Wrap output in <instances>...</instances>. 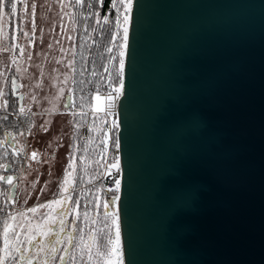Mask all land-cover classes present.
I'll use <instances>...</instances> for the list:
<instances>
[{"label": "water", "instance_id": "1", "mask_svg": "<svg viewBox=\"0 0 264 264\" xmlns=\"http://www.w3.org/2000/svg\"><path fill=\"white\" fill-rule=\"evenodd\" d=\"M121 81L124 264H264V0H132Z\"/></svg>", "mask_w": 264, "mask_h": 264}, {"label": "rangeland", "instance_id": "2", "mask_svg": "<svg viewBox=\"0 0 264 264\" xmlns=\"http://www.w3.org/2000/svg\"><path fill=\"white\" fill-rule=\"evenodd\" d=\"M84 2L85 0H12L11 2L0 0L2 5L0 6V109L9 108V96H12L11 82L13 78H17L21 87L20 92L25 96L23 109L28 113L29 130V137L25 139L28 144L27 160L23 157L14 160L20 174L17 201L8 212L11 217L8 225L3 232L0 231L7 239L8 251L13 246V241L16 243L21 241L22 234L19 233L29 224V216H26V213L21 215L20 210L35 203L49 201L59 192H67L68 185L73 183L75 173L73 146L78 127L75 126L77 122L73 124L74 116L65 109L64 104L66 95L74 91L77 54L87 30L86 22L92 17L94 6L100 4L101 0H89L87 6H84ZM12 4L15 5L14 13L10 6ZM123 4L124 8L121 10L118 2L120 14L119 20L115 17L116 44L115 42L113 44V54L117 52L116 45H120L119 50L125 53L126 39L122 37L127 38L132 0H123ZM125 16L128 22L120 23ZM94 18L95 28L98 24L99 29L100 17L97 14ZM107 21L109 22V18ZM102 24H106L104 20ZM125 28H127L126 33ZM116 29L120 35H116ZM118 57L112 58V61ZM122 59L124 60V55ZM121 68L119 75L122 79L123 65L119 63V70ZM121 79L117 86L121 84ZM87 116L86 123L90 125L88 130L92 128L91 131L95 130L97 135H93V141L87 136V139L84 138L88 143L83 145L84 154L79 166L82 173L89 177L92 172L89 168L94 163L101 165L102 161L103 165L105 131L103 134L101 127L103 117L100 119L95 118L94 115ZM90 148L94 149L92 157ZM6 152L0 146V178L5 176L4 169L9 163L5 160ZM33 153L36 155L33 156ZM69 162L73 165L72 168H68ZM65 172L68 173L66 177ZM8 198L9 189L0 179V202L8 201ZM112 208L114 215L110 219L111 239L108 241L109 248L106 252L104 253L97 243L96 233L92 246L88 242L90 233L85 234L82 239L83 245L78 250L80 257L87 255L86 258L92 264H124L119 223L115 211L116 203ZM5 218H9L7 211ZM44 229V227L39 228L43 231ZM30 233L27 235V240L30 238ZM0 236L3 240L2 234ZM76 254L78 253L75 252L74 256ZM75 261L74 257L73 262Z\"/></svg>", "mask_w": 264, "mask_h": 264}, {"label": "trees", "instance_id": "3", "mask_svg": "<svg viewBox=\"0 0 264 264\" xmlns=\"http://www.w3.org/2000/svg\"><path fill=\"white\" fill-rule=\"evenodd\" d=\"M12 0H9L11 2ZM89 0H85V5L87 6V3ZM119 2V8L123 10L124 4H121V0H118ZM111 3V0H101V7L100 4H96L94 8L92 9V17L86 22L87 23V30L83 36V41L82 44L79 48V52L77 54V60H76V75H75V80H74V92H75V102L74 105L76 107V112L73 114L74 120L73 124L77 122L75 125L78 127L77 131L78 134L75 137L74 141V146L73 148L75 149L74 153V162H75V179H74V186L75 188H79L81 186H86V189H93L91 192L93 194L91 198V203H92V212H97L98 215L93 219L91 217L92 212H90L86 217H87V224H88V231H94L96 232L97 235V243L101 246L102 251L105 253L106 250L109 248V240H107L103 245L101 244L100 237L101 235L105 234L106 232L110 233V228H111V220L109 223H105V215H104V208L103 204L106 202V200L111 199L113 196L117 197V194L115 193H110L107 192L106 190L101 188L100 183H97L98 185H92L102 175L103 171V165L101 161L100 163H94L90 168L89 171H92L90 176H86V174L82 173V169L79 166L80 159L83 157L84 150H83V145H85L86 142L85 140L90 138V141H93V135H97L95 130H92V128H89L87 130V138L83 139L81 137V129L85 125H88L86 122H88V116L91 115L89 111L91 110L92 106V94L95 91V88H93L95 85H100L101 82H103L104 78L106 77L108 70L110 68V64L112 61V56L114 53V39H115V16L113 14L109 15V22H107L105 25L102 24V18L103 15L106 11V8L108 5ZM99 15L100 17V26L98 29V24L97 28H95V15ZM102 16V18H101ZM97 32V34H96ZM112 49V53H109L108 49ZM119 60L120 58L118 57L115 60V64L113 66V70H119ZM121 79V76L117 72L113 71V81L114 84L117 85ZM9 109L13 110L14 112H19L21 111L19 108L18 100L14 98V96H9ZM95 118H102L103 116L100 117V115H95ZM28 122H30L28 120ZM101 125L102 127V133L104 134L106 125H107V119L103 117L101 119ZM1 124V123H0ZM1 126V125H0ZM2 127V126H1ZM0 127V134L1 135H10L11 132L17 131V125H15L14 122L7 120L4 122V127ZM102 134V135H103ZM102 139V136H101ZM4 150L5 148L1 146ZM91 157L93 156L94 149L90 148L89 149ZM7 162H14L13 159L11 158H6L5 159ZM93 161V159L91 158ZM81 165V164H80ZM6 167V166H5ZM5 172V171H4ZM3 184V182H2ZM4 185V184H3ZM5 186V185H4ZM91 187V188H90ZM77 199L80 197V193L76 194ZM100 205L101 208L98 206ZM97 207H99L97 209ZM80 208L82 209L83 206L81 204ZM110 210H108V217H112L114 215V210L112 208V205H109ZM12 209V207L8 203H1L0 202V231H4V228L8 225V221L10 220V214L8 213L9 210ZM7 211V216L9 218H5V212ZM9 214V215H8ZM76 217V215H74ZM84 219V217H83ZM77 221H80L79 217L76 218ZM89 220V223H88ZM84 223L86 221L84 220ZM83 223H81V226ZM2 234L3 240L1 239L0 236V264H3V248L5 244L6 237L4 233ZM89 242V238H88ZM18 246V243H14V252L16 251V248ZM77 249V250H76ZM80 247L79 245H76V248L73 252V258L71 264H92L85 255V257H80L79 255V250ZM75 252L76 256H74ZM83 255V254H82ZM76 259L75 262H73V259ZM70 263V262H69Z\"/></svg>", "mask_w": 264, "mask_h": 264}, {"label": "flooded vegetation", "instance_id": "4", "mask_svg": "<svg viewBox=\"0 0 264 264\" xmlns=\"http://www.w3.org/2000/svg\"><path fill=\"white\" fill-rule=\"evenodd\" d=\"M8 164H11L15 169L12 174L17 175L20 178L18 167L14 164V162H10ZM74 179L75 173L72 179L73 183L68 185L67 192H59L49 201L46 200L44 203H35L20 210V213H26V216H29V224L27 228H24V230L19 233L22 234V238L19 243L17 242L18 246L15 252L14 241L12 243L13 246H11L9 251L6 243L4 244L3 264H71L76 245H79V247L83 245L82 239L85 234L90 233L89 244L90 246L93 245L94 235L96 232L94 233V231H88L86 217L90 212H92V203L89 204V207H86V202L88 200L91 201L93 196L91 192L93 189H86L87 185L75 188ZM97 183H99V180L91 185H98ZM6 188L9 189L8 187ZM77 193H80V197L78 199L76 196ZM66 198H68L66 203L70 210L66 215H62L61 209L64 207V204H58L55 203V201L64 202ZM16 201L17 197L13 202V199L10 198L9 192V200L4 201V203H8L11 207H14ZM81 204L83 206L82 209L80 208ZM41 205L44 207H41ZM98 206L101 208L100 205ZM99 207H97V209ZM31 208H36L37 211H29ZM108 210H110V208H108ZM74 215H76V217H74ZM97 215V212H92L91 217L94 219ZM77 217H79L80 221L76 220ZM61 220L63 221L62 226L60 224ZM84 220L86 223H84ZM81 223H83L82 226ZM43 227L45 228L44 231L39 230V228ZM29 233L30 238L27 240V235H29ZM53 233L56 235H53ZM19 234L17 235L18 239Z\"/></svg>", "mask_w": 264, "mask_h": 264}, {"label": "built area", "instance_id": "5", "mask_svg": "<svg viewBox=\"0 0 264 264\" xmlns=\"http://www.w3.org/2000/svg\"><path fill=\"white\" fill-rule=\"evenodd\" d=\"M115 5V7H113ZM113 14L115 17H119L118 12V0H111V3L106 8L103 15V20L108 19L109 15ZM118 33V29H116ZM116 38V37H115ZM116 44V39H114ZM115 61H111L110 68L106 77L100 85H95V91L92 94V106L89 113L91 115H100L107 119V125L105 128V138L103 143V173L100 178L101 188L110 193L119 194L122 168L119 157V147L114 145V141L117 140L116 128L119 126L118 122V102L122 91V81L120 85H115L113 81V66ZM111 92V96L106 95V93ZM75 92L71 94L72 96V106L67 109L68 112L74 114L77 110L74 105L75 102ZM111 101V103H110ZM19 112L11 111L9 108L0 109V125L4 127V122L10 120L17 125V132H11L10 135L0 134V146L5 148L6 158L10 157L13 160L23 159L27 160L28 144L25 139L29 137V130L27 127V116L28 113L24 109H20ZM107 113V115H105ZM2 120H4L2 122ZM3 123V124H2ZM113 125H115L113 127ZM0 126V127H1ZM1 127V128H2ZM88 125H85L81 129V137L84 139L87 136ZM18 132L21 134H18ZM7 137L10 138L11 142L7 144ZM13 144V145H12ZM117 168L119 171H117ZM19 177L17 178L18 182ZM119 180V185L115 184L114 181ZM114 190V191H113ZM10 192V189H9ZM9 199V198H8ZM90 200L86 202V207H89Z\"/></svg>", "mask_w": 264, "mask_h": 264}, {"label": "snow or ice", "instance_id": "6", "mask_svg": "<svg viewBox=\"0 0 264 264\" xmlns=\"http://www.w3.org/2000/svg\"><path fill=\"white\" fill-rule=\"evenodd\" d=\"M121 4H123V0H121ZM0 6H2V5H0ZM10 6H11V8H12V10H13V13H14V12H15V5L12 4V5H10ZM34 7H35V5H33V8H34ZM113 7H115V5H113ZM117 19L119 20V17H117ZM104 22H105V23L108 22V21H107V18H105V21H104ZM127 22H128V18H127V16H125L124 19H123L122 21H120V23H123V24H126ZM124 32H125V33L127 32V28L124 29ZM116 35H120V33H117ZM122 39H126V36L122 37ZM116 48H117V52H116L115 54H113L112 58L115 59L116 56L121 57V59L119 60V63H120V65L122 66L123 63H124V60L122 59L124 53H123L122 51L119 50V49H120V45H116ZM108 51H109V53H112V49H111V48H109ZM113 71H114V72H117V74H118V71H122V68H121L120 70H116V69H114ZM106 95L111 96V92L106 93ZM110 103H111V101H110ZM70 106H71V101H70V98H69V104L66 105V107H70ZM105 115H107V113H105ZM114 126H115V125H113V127H114ZM114 145H115L116 147H119V141H118V140H115V141H114ZM35 155H36V154L33 153V156H35ZM72 167H73V165L71 164V162H69V164H68V168H72ZM117 171H119L118 168H117ZM67 175H68V173L65 172V177H66ZM0 179H3V180H5L6 182H9V181H11L12 177H2V178H0ZM114 183L117 184V185H119L120 181H119V180H116V181H114ZM61 187H63V185H61ZM113 191H114V190H113ZM67 199H68V198H66V200H65L64 202H62V201H55V203H58V204H59V203H63V204H64V207L61 209V214H62V215H66V214L68 213V211L70 210L69 207H68V205H67V203H66ZM115 203H116V197L113 196L111 199L106 200V202L103 204V208H104V210H105L104 215H105V217H106V219H105V223H109V221H110V219H111L110 217H108V212H107V210H108V208H109V205H114ZM41 207H44V206L41 205ZM29 211H31V212H36L37 209H36V208H31V209H29ZM21 215H23V214L21 213ZM60 224H61V226L63 225V221H62V220L60 221ZM6 231H7V229H6ZM53 235H56V234L53 233ZM109 239H111L110 233L106 232L105 234L101 235V237H100L101 244L103 245V244H104L107 240H109ZM5 243H7V240L5 241Z\"/></svg>", "mask_w": 264, "mask_h": 264}, {"label": "crops", "instance_id": "7", "mask_svg": "<svg viewBox=\"0 0 264 264\" xmlns=\"http://www.w3.org/2000/svg\"><path fill=\"white\" fill-rule=\"evenodd\" d=\"M63 173H64V171H63Z\"/></svg>", "mask_w": 264, "mask_h": 264}, {"label": "bare ground", "instance_id": "8", "mask_svg": "<svg viewBox=\"0 0 264 264\" xmlns=\"http://www.w3.org/2000/svg\"><path fill=\"white\" fill-rule=\"evenodd\" d=\"M118 216V215H117Z\"/></svg>", "mask_w": 264, "mask_h": 264}]
</instances>
